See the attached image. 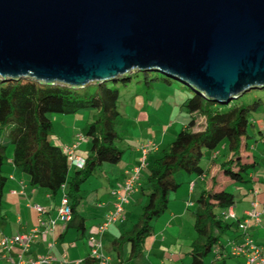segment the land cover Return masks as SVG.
<instances>
[{
  "label": "water",
  "instance_id": "95a60500",
  "mask_svg": "<svg viewBox=\"0 0 264 264\" xmlns=\"http://www.w3.org/2000/svg\"><path fill=\"white\" fill-rule=\"evenodd\" d=\"M156 71L227 104L264 89V0H0V80Z\"/></svg>",
  "mask_w": 264,
  "mask_h": 264
},
{
  "label": "trees",
  "instance_id": "16d2710c",
  "mask_svg": "<svg viewBox=\"0 0 264 264\" xmlns=\"http://www.w3.org/2000/svg\"><path fill=\"white\" fill-rule=\"evenodd\" d=\"M171 80L156 71H134L115 80L81 88L41 84L33 79L0 80V200L7 179L2 167L8 161L7 152L11 149L10 162L27 175L31 186L44 188L55 196L63 185H67L66 195L72 216L66 227H74L84 233L85 220L76 210L82 199L80 186L91 176L93 169L103 163L118 162L122 154L117 146L121 139L116 122L120 116L119 88L141 82L146 88L155 84L175 87ZM189 92L181 106L189 121L169 144L159 149L156 158L148 162L141 186L146 202L131 231L113 241L117 253L116 246L122 245L129 246L131 257L141 253L153 220L165 212L170 193L180 185L175 175L184 172L201 176L204 171L200 162L205 152L216 153L219 145L227 141L231 155L220 167L223 176L232 183L247 182V171L257 165L255 158L249 159L247 154L248 128L251 113L261 105V101L247 105L239 102V96L234 101L221 104L192 90ZM80 111L91 112V121L85 132L90 150L84 167L71 169L67 157L50 141V116L73 115ZM218 200V205H226L221 196ZM200 202L193 212L196 239L191 244L190 264H205L208 256L211 257L209 264H218L215 259L220 251H212L220 247L224 233L239 231L238 223L215 215L208 197ZM84 264L98 263L90 258L85 259Z\"/></svg>",
  "mask_w": 264,
  "mask_h": 264
},
{
  "label": "crops",
  "instance_id": "0c3cea01",
  "mask_svg": "<svg viewBox=\"0 0 264 264\" xmlns=\"http://www.w3.org/2000/svg\"><path fill=\"white\" fill-rule=\"evenodd\" d=\"M153 86L169 92L174 91L178 99L172 100L170 96L165 97L162 94L157 100L146 99L147 97L144 99L143 97L147 96V92L152 90ZM153 86L141 89L136 93L135 104L133 105V102L130 104L131 115L125 116V122L132 124L131 133L134 137L127 139L128 132L123 130L124 125L117 124L122 139L118 141L122 143L120 148L122 154L119 161L97 166L93 169L91 176L80 186L81 201L85 192L92 193L97 210V214L93 212L91 215L94 219L90 220L89 218V221L76 209L77 213L85 220L86 231L84 233L76 231L74 227L67 228V223L63 224L59 221H56L53 230H47L49 222L56 218V208L61 198L63 196L68 198L66 195L67 185H63L55 196H51L44 188L31 186L27 175L16 169L10 162L12 150H9L7 152L9 159L2 167L7 179L0 200V239L25 233L33 228L38 219V214L33 207L41 206L47 210L43 216L45 225L42 228V234L25 252V259L38 258L48 253L53 257L51 264H84L85 259H90L87 238L95 232L104 216L112 209L111 193L123 183L127 173L137 163L140 145L147 141H153L156 145L148 158V162H151L156 158L159 149L169 144L177 132L189 121L188 114L181 107L183 101L189 96L188 92L166 84ZM50 120L51 143L59 147L60 150L64 146L78 143L76 154L86 159L90 149L89 139L85 132L88 122L91 121V112L80 111L73 115H52ZM230 155L231 153L227 150L225 158L221 160L218 150L216 153L205 152L201 159V161L204 159L205 165L202 166L200 162L204 171L201 176L189 175L184 172H178L175 175L176 182L180 184L179 187L170 193L165 212L153 220L151 232L144 240L141 253L136 257H131L128 245L116 246L117 253L114 251L113 241L131 231L137 222L139 217H136L132 223L129 222L133 209L139 210L140 216L141 208L146 202V197L141 191L144 179L142 175L137 190L124 207V218L110 226L100 237L101 252L109 258V264H190L191 244L196 239L193 226L194 211L191 210L194 208L196 210L201 204L200 201L207 197L215 215L225 218V213L230 209L235 215L237 223L245 217V212L250 209L251 201L256 200L258 201V211L264 219V171L248 170L245 177L247 185L243 188L242 186L237 187L240 199L231 201L232 199L226 197L225 189L232 182L223 176L220 165ZM256 166L259 167L258 163ZM254 190L258 192L257 195H253L252 191ZM219 196L226 202L225 206L218 205ZM227 220L230 221V219ZM227 232L220 238V254L215 259L216 263L244 264L242 256L231 255L233 247L241 242L240 232L235 230ZM248 232L257 244H264V230L261 226L251 222ZM49 242H54L52 250L47 247ZM19 252V248L14 247L11 255L14 256ZM210 261L211 257L208 256L205 259V264H209ZM0 264L8 263L0 260Z\"/></svg>",
  "mask_w": 264,
  "mask_h": 264
},
{
  "label": "built area",
  "instance_id": "2783aa9c",
  "mask_svg": "<svg viewBox=\"0 0 264 264\" xmlns=\"http://www.w3.org/2000/svg\"><path fill=\"white\" fill-rule=\"evenodd\" d=\"M78 143L71 146H64L61 151L67 157L69 166L71 168L82 169L85 165V159L76 154ZM156 148L153 141H147L140 145L139 156L137 163L132 166L127 173L123 183L115 190L112 191L111 196L112 209L104 216L103 220L96 227V230L87 238V243L90 249V258L97 261L98 264H109V258L102 254V244L100 237L108 230V228L121 219L124 218V207L129 198L137 190L143 172L148 167V158L152 150ZM253 195H257V191H252ZM38 214L37 224L28 232L16 234L14 236H7L0 239V260H4L8 264H51L53 257L50 253L40 256L38 258L25 259V252L42 234L45 222L43 216L47 210L41 206L33 207ZM72 212L69 200L63 196L56 208V218L49 222L47 227L48 231L53 230L56 221L63 224L71 220ZM224 217L226 219L235 220V215L229 209ZM253 222L255 225L261 226L264 230V219L258 211V201L253 200L250 203V209L245 212V217L238 222V229L241 236V242L236 244L231 252L233 256H242L244 264H264V244H257L248 232V226ZM14 247H18L20 252L16 255H11ZM49 250L54 248V242L47 244ZM219 247H216L212 253H217ZM219 256V255H218Z\"/></svg>",
  "mask_w": 264,
  "mask_h": 264
},
{
  "label": "rangeland",
  "instance_id": "374dc122",
  "mask_svg": "<svg viewBox=\"0 0 264 264\" xmlns=\"http://www.w3.org/2000/svg\"><path fill=\"white\" fill-rule=\"evenodd\" d=\"M171 83L177 88L179 89H183L187 92H189V88L183 86L181 83H178L176 81H172ZM164 85V84H162ZM138 88V90H136ZM146 88L144 85V82L138 83V84H133L130 85L128 88H124V87H120V95H119V100H118V110L119 112L122 114L121 116H119V118L117 119V124H123V130L127 131L128 134L127 139L128 138H132L134 137L133 134L131 133L132 131V124L125 122L126 120V115L129 117V115H131V107L130 104L133 102V105L135 104V95L137 92H140L141 89ZM191 93V92H189ZM162 94L165 97L170 96V98L172 100H176L178 99V96L174 93V91L169 92L167 90H161L159 88L156 87H152V90H150L149 92H147V96H144L143 98L145 99H154L157 100L159 98V95ZM237 99V98H236ZM233 101L235 99H232ZM230 100V101H232ZM261 101V105L259 107H257L256 110H254L251 113V118H250V125L248 128V134L250 136L249 138V149L247 150V154L249 155V159L251 158H255V160L257 161L259 167L257 168V166L253 169H256V171L261 170L260 172L264 171V89H251L249 91L244 92L242 95H240L239 97V102L243 103V104H252L254 101ZM53 115H59V114H53ZM125 117V118H124ZM118 128V126H117ZM125 136V137H126ZM146 137V136H144ZM122 140V139H121ZM227 141H223L219 147H218V151L220 152V156L219 158L221 160H223L225 158V154L228 150V146H227ZM117 146L119 148L122 147V143L117 142ZM201 165L204 166V159L201 161ZM247 183H231L230 185H228L225 189V195L226 197H229L231 201H236L240 199V195H239V190H238V186H246ZM88 187V186H87ZM86 189V188H85ZM231 196V197H230ZM93 195L92 193L89 192H85L84 194V198L81 201V203L77 206V210L78 212L83 215L84 217L87 218V220H92L93 216L92 213H96L97 214V210L94 204V199H93ZM235 199V200H234ZM195 209V208H194ZM191 210V211H194ZM132 218L129 220L130 223H132L134 220H136V217H139V210H132ZM94 219V218H93ZM89 220V221H90ZM88 221V224L90 223ZM228 234V232H227ZM229 234H231L229 232Z\"/></svg>",
  "mask_w": 264,
  "mask_h": 264
}]
</instances>
